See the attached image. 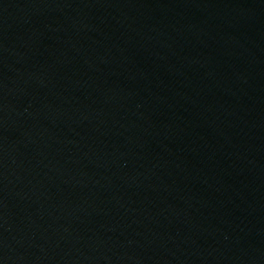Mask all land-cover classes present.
Here are the masks:
<instances>
[{"label": "water", "instance_id": "obj_1", "mask_svg": "<svg viewBox=\"0 0 264 264\" xmlns=\"http://www.w3.org/2000/svg\"><path fill=\"white\" fill-rule=\"evenodd\" d=\"M0 264H264V0H0Z\"/></svg>", "mask_w": 264, "mask_h": 264}]
</instances>
